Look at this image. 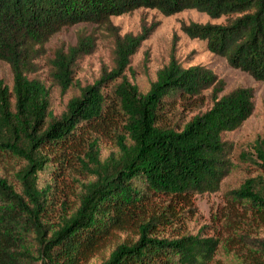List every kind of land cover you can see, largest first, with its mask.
Listing matches in <instances>:
<instances>
[{
	"label": "trees",
	"instance_id": "1",
	"mask_svg": "<svg viewBox=\"0 0 264 264\" xmlns=\"http://www.w3.org/2000/svg\"><path fill=\"white\" fill-rule=\"evenodd\" d=\"M139 8L165 16L195 9L226 24L189 22L183 32L228 64L264 81V0H0V160L24 163L0 176V264H85L110 238L98 264H210L219 240L184 228L197 195L219 191L232 168L238 129L254 111L255 89L225 81L204 65L171 54L146 91L132 83V56L153 30L120 34L111 17ZM73 44L49 59L52 82L75 84L76 62L93 53L97 31L113 38L112 66L69 98L55 116L50 90L35 74L51 37L77 23ZM209 90L206 98L204 91ZM206 99L211 105L203 110ZM112 146L103 156V142ZM264 169V137L254 144ZM76 183L77 190L68 184ZM246 178L229 191L252 223L264 224V186ZM76 187V186H75ZM250 263L264 264V238L239 237Z\"/></svg>",
	"mask_w": 264,
	"mask_h": 264
},
{
	"label": "rangeland",
	"instance_id": "2",
	"mask_svg": "<svg viewBox=\"0 0 264 264\" xmlns=\"http://www.w3.org/2000/svg\"><path fill=\"white\" fill-rule=\"evenodd\" d=\"M234 16L210 18L195 9L165 16L155 9L139 8L111 17L120 34H136L142 26L154 25L149 37L132 56L127 70L129 80L137 84L140 90L148 89L155 79L157 70L168 62L171 54L184 67L204 65L213 70L224 79L226 84L224 92L237 86H250L255 89V108L251 116L241 127L224 135L226 140L233 143L231 155L233 165L230 173L223 179L219 191L196 196L193 215L184 224L186 231L192 234L202 233L218 238V249L210 264H252L247 253L242 252V247L239 246L241 242L239 237L247 235L252 239L264 238V224L252 223L250 216L241 213L243 207L233 203L228 195L230 190L237 188L246 178L255 177L259 182L258 186H264V169L254 161L253 154L255 141L259 137H264V81H257L248 73L231 67L224 57L210 52L205 41L189 38L182 30V25L189 22L226 24ZM92 28L93 25L83 22L62 28L48 42L47 54L37 60L39 69L35 75L50 90L51 109L55 116H59L66 109L69 98L79 94L81 87L92 84L102 71L111 69L113 38L98 30L95 51L76 62L75 84L63 92L51 80L49 59L53 57L54 49L61 44H73L78 31H91ZM0 80L11 87L10 67L1 60ZM204 94L207 98L209 90L204 91ZM210 105V100L206 99L203 110ZM111 146V141L105 139L103 156L109 152ZM4 161L0 160V176H9L15 188H19L20 184L13 174L24 161L21 158H18L16 163L12 160ZM68 184L74 191L77 190L75 182L68 180ZM119 235L106 241L85 264H98L105 259L116 243L125 237L124 234Z\"/></svg>",
	"mask_w": 264,
	"mask_h": 264
}]
</instances>
